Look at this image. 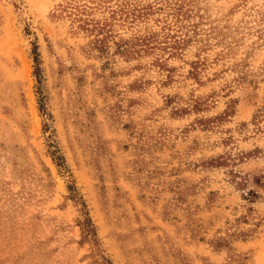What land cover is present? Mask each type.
Returning <instances> with one entry per match:
<instances>
[{
	"label": "rangeland",
	"instance_id": "rangeland-1",
	"mask_svg": "<svg viewBox=\"0 0 264 264\" xmlns=\"http://www.w3.org/2000/svg\"><path fill=\"white\" fill-rule=\"evenodd\" d=\"M0 264H264V0H0Z\"/></svg>",
	"mask_w": 264,
	"mask_h": 264
},
{
	"label": "trees",
	"instance_id": "trees-1",
	"mask_svg": "<svg viewBox=\"0 0 264 264\" xmlns=\"http://www.w3.org/2000/svg\"><path fill=\"white\" fill-rule=\"evenodd\" d=\"M87 232H89V234L92 235V232H93V231L90 230V229H87Z\"/></svg>",
	"mask_w": 264,
	"mask_h": 264
}]
</instances>
